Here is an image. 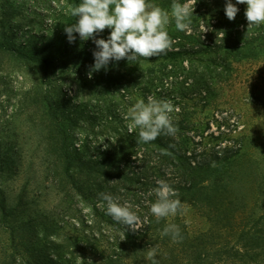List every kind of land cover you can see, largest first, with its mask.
Masks as SVG:
<instances>
[{"label": "rangeland", "instance_id": "1", "mask_svg": "<svg viewBox=\"0 0 264 264\" xmlns=\"http://www.w3.org/2000/svg\"><path fill=\"white\" fill-rule=\"evenodd\" d=\"M12 1L9 5L0 0V31L6 33L0 40V264H46L40 257L56 259L62 253L54 242H65L71 251H77L70 236L81 239L83 234L98 238L103 253L114 230L124 226L106 214L103 200L65 202L57 190L48 168L51 161H59L52 147L61 145L58 131L63 121H56L55 110H47L50 98L59 114L64 111L75 117L70 123L66 121L73 148L93 158L104 157L109 145L118 141L117 129L134 134L137 141L139 128L130 132L131 121L126 116L138 99L147 101L149 96L171 101V118L178 129L174 139L181 148L209 152L215 145L214 137L226 131L237 151L231 159H237V164L230 165L227 176H236L230 187L237 195L238 226L255 220L264 224V57L233 63L230 72L212 81L211 89L202 88L208 76H190L192 66L199 70L205 66L192 55H181L176 61L122 59L116 67L129 76L109 85L98 71L91 79L87 76L91 64L85 57L93 56L96 50L92 39L81 41L76 35L73 43H62L66 18H73L68 9L80 0ZM241 6L245 12L247 5ZM192 27L190 24L189 33ZM110 31L106 28L97 38L107 39ZM35 47L51 57L48 72L29 59ZM207 57L202 55V59ZM168 70L174 72L163 73ZM187 137L190 139L185 144ZM135 193L113 197L121 204L129 203L138 213L148 195ZM178 213L191 237L211 227L210 220L191 205H183ZM27 221L34 229L26 228ZM53 221L63 228L47 235L48 228L56 226ZM228 237L235 239L233 234L222 235L223 240ZM78 246L90 247L85 240ZM65 251L63 264L69 259L78 264L85 256L92 257L89 250L75 255Z\"/></svg>", "mask_w": 264, "mask_h": 264}, {"label": "trees", "instance_id": "2", "mask_svg": "<svg viewBox=\"0 0 264 264\" xmlns=\"http://www.w3.org/2000/svg\"><path fill=\"white\" fill-rule=\"evenodd\" d=\"M4 1L9 5L13 4L12 0ZM148 2L171 12L172 0ZM179 2L183 4L189 0ZM232 3L236 4V0H232ZM225 4L226 0H197L195 6L192 5L193 27L190 33L188 30H177L175 21L171 20L167 31L174 43L166 54L153 58L176 61L181 55H192L193 58L203 60L205 66L202 70L192 66L189 73L194 78L196 75L208 76L202 88L211 89L212 81L222 78L224 72H230L233 63L253 62L264 57V23L252 27L247 32L248 22L241 4L236 5L239 12L232 21L226 17ZM73 18H66L67 25L76 22L77 17ZM201 26L203 29L199 33L195 32ZM4 35L6 33L0 31V40ZM63 37L62 43L68 41L65 31ZM30 53L29 59L34 64L46 72L51 69L52 59L43 54L42 49L35 47ZM56 54L53 51L54 58ZM202 55L208 57L202 59ZM85 58L91 65L94 64L91 54H87ZM141 59L144 60L141 57L136 61ZM117 62L112 61L107 69L98 71L99 76L109 85L120 83L129 76L125 70L117 69ZM171 72L174 71L163 73ZM47 103L48 111L55 110L53 112L56 121H63L58 131L61 132V145L52 147V151L58 152L59 161H51L48 169L52 179L57 181V190L64 196L65 202L67 199H80L88 204L94 200L100 202L102 193L119 196L141 191L148 196L136 213L141 217L140 229L135 232L127 226L115 229L108 240V249L103 253H100L101 241L98 238L88 234H83L81 239L70 236V239L76 241L77 251H71L65 242H54V247L62 253H58L56 259L49 256L40 257L46 264H63L61 259L65 256V248L68 255H75L84 250L92 252V257L85 256L78 264H151L147 253L153 246L156 247V259L159 264H264V224L255 220L253 223L238 226L240 211L235 201L237 195L230 187L236 176H227L230 165L237 164V159L231 161L237 151L233 150L235 146L228 141L226 131L221 130L214 137L215 145L209 152H199L196 148L189 150L188 147L177 146L174 136L164 133L154 141L138 144L132 138L134 134H124L117 129L118 141L109 145V149L103 152L104 157L93 158L75 150L70 143L71 131L67 122L74 121V115L64 111L59 114L52 98L48 99ZM188 139L190 138L185 139V144ZM158 180L168 182L177 191L182 207L191 205L205 215L211 223L209 230L191 237L179 213L170 220L165 217L157 221L150 211V206L157 199L152 186H158ZM2 209L5 210V207ZM69 211L71 208L67 210ZM82 221L87 225L85 219ZM169 224L179 226L182 236L180 242H173L170 235H162L163 229ZM25 225L26 228L34 229L30 221ZM57 228L63 226L53 224L46 234H57ZM224 233L233 234L235 239L232 241L228 237L229 239L223 240ZM81 240H85L90 247L78 246ZM68 261V264H71V259ZM28 264L35 263L30 261Z\"/></svg>", "mask_w": 264, "mask_h": 264}, {"label": "clouds", "instance_id": "3", "mask_svg": "<svg viewBox=\"0 0 264 264\" xmlns=\"http://www.w3.org/2000/svg\"><path fill=\"white\" fill-rule=\"evenodd\" d=\"M196 2L197 0H189L182 4L179 0H172L169 13L148 0H80L77 5L69 7L68 12L77 17V20L74 24L66 25L64 31L69 43H73L76 40L74 34H78L81 41L92 39L95 44L94 64L87 73L91 79L93 72L107 69L112 61L127 59L135 62L141 57L149 59L166 54L174 43L167 26L174 20L177 30H188ZM237 4L247 5L244 13L248 22L247 32L264 23V0H236V4L232 0H226L224 11L230 21L239 12ZM106 28L111 30L107 39L97 38ZM172 112L173 105L170 100L157 99L154 96H149L147 101L138 99L128 109L126 116L131 121L128 125L129 131L139 128L138 144L154 141L161 133L174 136L178 129L172 121ZM157 185L153 190L157 199L150 206L157 221L182 211V202L177 191L164 180H158ZM101 197L106 203V214L114 222L127 226L133 232L140 229L141 219L132 211L129 203L121 204L118 198L109 194L102 193ZM162 235H170L173 242L182 240L176 224L167 225ZM156 255V247L153 246L147 253L151 264H159Z\"/></svg>", "mask_w": 264, "mask_h": 264}]
</instances>
